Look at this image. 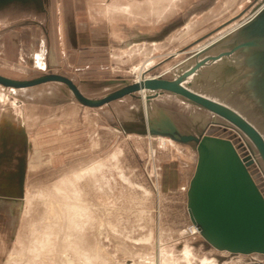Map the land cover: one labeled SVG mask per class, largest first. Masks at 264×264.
Segmentation results:
<instances>
[{
  "label": "rangeland",
  "instance_id": "374dc122",
  "mask_svg": "<svg viewBox=\"0 0 264 264\" xmlns=\"http://www.w3.org/2000/svg\"><path fill=\"white\" fill-rule=\"evenodd\" d=\"M175 4L181 8L180 2ZM263 5L264 0H188L189 24L178 32L171 51L150 55L140 74L96 83L94 75L72 77V70L53 65L40 70L31 60V40L36 27L46 23V15L39 5L13 3L0 11V75L17 80L62 75L84 96L101 99L121 87L120 81L133 83L143 76L175 79L197 62L218 55L210 50L188 61ZM236 59L232 55L210 61L184 85L232 108L264 137V115L242 97V82L224 75ZM163 61L170 65L167 69L148 70ZM162 95L155 104L167 108L178 125L186 127L195 119L207 124V134L232 138L233 132L210 124L212 113L174 95ZM72 98L61 82L26 89L0 85V264H199L206 259L216 264H264L263 254L219 251L192 233L195 225L186 209V191L159 180L149 151L150 144L167 147L174 142L180 149L174 159L194 166L197 154L188 145L152 136L140 153L132 145L137 139L114 131L112 124L130 107L139 110L141 98L126 96L98 108L75 98L74 106ZM101 121L109 124L108 134L100 132ZM234 133L236 144L249 142ZM253 150L257 163L250 172L264 194V166Z\"/></svg>",
  "mask_w": 264,
  "mask_h": 264
},
{
  "label": "water",
  "instance_id": "95a60500",
  "mask_svg": "<svg viewBox=\"0 0 264 264\" xmlns=\"http://www.w3.org/2000/svg\"><path fill=\"white\" fill-rule=\"evenodd\" d=\"M41 1L0 0V11L13 3L41 5ZM235 34V39L230 45L217 46L215 42L197 51L188 61L210 50L220 53L197 62L183 74L178 73L175 79L143 76L140 81L133 83L120 81L121 87L101 99L84 96L72 80L57 74L28 80L0 75V85L26 89L47 82H61L72 91L79 103L92 108L126 96L143 100L142 96L139 97L136 93L146 92L145 102L143 101L139 108L140 130L135 133L167 137L177 143L189 145L197 152L195 173L187 191V207L191 221L199 229L200 235L219 251L264 255V194L250 172L251 167L257 163L253 147L264 166V137L232 108L200 95L184 85L188 77L208 62L236 55L238 66H228L224 75L234 76L235 82H242V97L264 115V7L238 27ZM164 93L176 95L212 113L211 125L231 128L244 135L250 142H245L250 153H240L230 139L207 134V127L196 130V133H184L164 110H159L152 116L151 101ZM218 118L225 123L219 122ZM21 173L23 177V167Z\"/></svg>",
  "mask_w": 264,
  "mask_h": 264
},
{
  "label": "crops",
  "instance_id": "0c3cea01",
  "mask_svg": "<svg viewBox=\"0 0 264 264\" xmlns=\"http://www.w3.org/2000/svg\"><path fill=\"white\" fill-rule=\"evenodd\" d=\"M41 2L39 6L46 15V23L39 24L38 27L41 28L36 27L33 31L32 62L40 70L52 65L61 70H72V77L94 75L97 79L94 81L96 83H108L110 77L111 80H115L140 74L144 68H142L143 61L150 55L171 51L178 32L184 30L185 24H189L188 0H42ZM174 2H180L181 8H178L177 4L174 5ZM10 6H6L4 10ZM178 15L180 16L176 17ZM164 62L155 64L148 70L167 69L170 65L163 64ZM167 94L163 95L168 96ZM174 96L187 103L182 98ZM73 99L72 104L77 106ZM159 110H164L170 116L167 108L159 107L155 104V99L152 100L150 105L152 116ZM139 113V110L136 111L132 106L123 117L117 119V124L112 126L115 127V132L131 141L137 139L138 141L134 140L132 145L138 146L136 149L141 153L143 148H146V140L149 136L135 133L140 130ZM100 124L101 133L109 130V124L104 123L106 128L103 121ZM199 124L195 119L190 120L186 127L176 123L184 133H196V130L200 131L207 127V124ZM105 134H108V131ZM189 147L197 154L196 150ZM149 151L156 162L155 174L159 180L170 182L171 186H179L186 191V209L190 216L187 191L195 173L197 160L195 165L191 166L183 159H174L177 157L176 152L180 151L174 142L167 147L150 144ZM158 166L160 169L157 172ZM162 166L164 169H161ZM189 168H192L191 175Z\"/></svg>",
  "mask_w": 264,
  "mask_h": 264
},
{
  "label": "bare ground",
  "instance_id": "6f19581e",
  "mask_svg": "<svg viewBox=\"0 0 264 264\" xmlns=\"http://www.w3.org/2000/svg\"><path fill=\"white\" fill-rule=\"evenodd\" d=\"M264 7V5L261 7V8H263ZM260 8V9H261ZM259 9V10H260ZM258 10V11H259ZM258 11H256V13L258 12ZM255 13V14H256ZM254 14V15H255ZM253 15V16H254ZM253 16H251L248 20H246L245 22H247V21H249L251 18H253ZM245 22H243V23H241V24H239V25H237V26H235L234 28H232L231 30H229L227 33H225V34H223V35H221L218 39H216L215 41L213 40L210 44H213V43H217V46H223V45H230L232 42H233V40L235 39V33H236V30H237V28L238 27H240L242 24H244ZM220 41V42H219ZM209 44V45H210ZM208 45V46H209ZM202 47V46H201ZM204 47H202L201 49H203ZM200 49V50H201ZM199 51V50H198ZM195 54V53H194ZM238 64H239V60L238 59H236V62L234 63V64H232L233 66H238ZM180 70V69H179ZM178 72V71H177ZM181 72V71H180ZM145 77V76H144ZM198 78V77H197ZM140 81V80H139ZM143 93V92H142ZM145 96H146V92H144L143 94H142V98H143V101L145 102ZM143 103V102H142ZM150 138H153L152 136H149ZM158 139H161L163 142H165V141H167V142H169L170 140L169 139H167V138H165V137H162V136H158L157 137ZM171 142V141H170ZM191 231H192V233L193 234H200V231H199V229L197 228V227H195V226H192L191 227ZM185 254L188 256L189 255V249L186 247L185 248ZM199 264H216V262L215 261H209V260H203V261H201V263H199Z\"/></svg>",
  "mask_w": 264,
  "mask_h": 264
},
{
  "label": "flooded vegetation",
  "instance_id": "af4514ba",
  "mask_svg": "<svg viewBox=\"0 0 264 264\" xmlns=\"http://www.w3.org/2000/svg\"><path fill=\"white\" fill-rule=\"evenodd\" d=\"M211 122H212V121H211ZM219 126H220V125H219ZM221 127H222V129H223L224 131H227V133H232V132H233V133H232V134H233V135H232V138L237 136V134L234 133V131L237 133L236 130H233V129H231V128H226V129H225L224 126H221ZM239 134H240V133H239ZM240 135H241L243 138H239V140H240V139H241V140H244V137H245V136L242 135V134H240ZM232 138H227V139H230V140L235 144V146L238 147L240 153L245 154V153L249 152V149L246 147L245 140H244V143L242 142V143H240V144H236ZM249 153H250V152H249Z\"/></svg>",
  "mask_w": 264,
  "mask_h": 264
},
{
  "label": "built area",
  "instance_id": "2783aa9c",
  "mask_svg": "<svg viewBox=\"0 0 264 264\" xmlns=\"http://www.w3.org/2000/svg\"><path fill=\"white\" fill-rule=\"evenodd\" d=\"M196 227V226H195Z\"/></svg>",
  "mask_w": 264,
  "mask_h": 264
}]
</instances>
